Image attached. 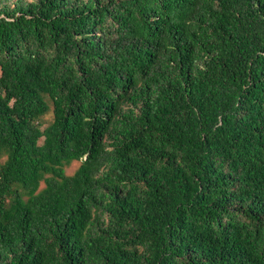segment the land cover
I'll use <instances>...</instances> for the list:
<instances>
[{
    "label": "trees",
    "instance_id": "obj_1",
    "mask_svg": "<svg viewBox=\"0 0 264 264\" xmlns=\"http://www.w3.org/2000/svg\"><path fill=\"white\" fill-rule=\"evenodd\" d=\"M0 264H264V0H0Z\"/></svg>",
    "mask_w": 264,
    "mask_h": 264
},
{
    "label": "rangeland",
    "instance_id": "obj_2",
    "mask_svg": "<svg viewBox=\"0 0 264 264\" xmlns=\"http://www.w3.org/2000/svg\"><path fill=\"white\" fill-rule=\"evenodd\" d=\"M52 120V114L49 111L43 118H42V129L45 128ZM80 165L79 162H73L68 167H66L65 172L67 175H72L74 171L78 168Z\"/></svg>",
    "mask_w": 264,
    "mask_h": 264
}]
</instances>
